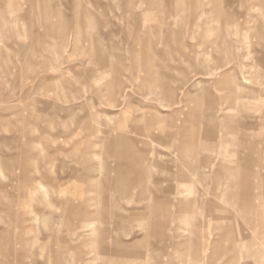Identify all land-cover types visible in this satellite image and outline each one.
Instances as JSON below:
<instances>
[{
    "label": "rangeland",
    "instance_id": "obj_1",
    "mask_svg": "<svg viewBox=\"0 0 264 264\" xmlns=\"http://www.w3.org/2000/svg\"><path fill=\"white\" fill-rule=\"evenodd\" d=\"M231 246L264 264V0H0V264Z\"/></svg>",
    "mask_w": 264,
    "mask_h": 264
},
{
    "label": "crops",
    "instance_id": "obj_2",
    "mask_svg": "<svg viewBox=\"0 0 264 264\" xmlns=\"http://www.w3.org/2000/svg\"><path fill=\"white\" fill-rule=\"evenodd\" d=\"M220 129L221 130H223V129H225V127H220ZM206 130H207V134H206V136H211L212 135V132H213V127H206ZM228 130L230 131V130H233V128H228ZM194 147H192V145L189 147V151H191V152H194ZM250 165V163H248V166ZM194 166H195V168L197 167H201V168H205L206 167V164L204 163V162H202V163H198L197 164V162H196V165L194 164ZM202 169V170H203ZM193 171H194V169H193ZM195 172V171H194ZM231 173H232V171L230 172L229 171V174H228V176L226 177L227 179L229 178L230 180H232V181H234V179H235V176H232L231 175ZM217 174V173H216ZM202 176H204V175H202ZM155 193H156V196H155V198H154V203H153V205H154V209H152V212L150 213L151 215L150 216H154L155 217V220H154V223H156V224H163V223H161V222H159L158 220H157V215L158 214H162L164 211H163V204L166 202V197H164L163 199H161V198H159L158 196H157V189H155ZM232 192H229L228 193V197L229 198H232ZM194 203H190V202H186V203H184V204H182V205H179L177 208H176V215L177 216H179V214L181 215V214H188L190 211H192L194 208ZM153 217V218H154ZM160 226V225H159ZM228 236V235H227ZM228 237H231V235H229ZM214 253H216L215 251H213ZM236 252V250H235V246H231L230 247V250H228L226 253H227V255L229 256V258H228V263L227 264H235V253Z\"/></svg>",
    "mask_w": 264,
    "mask_h": 264
}]
</instances>
